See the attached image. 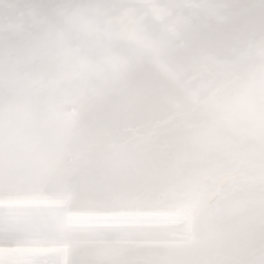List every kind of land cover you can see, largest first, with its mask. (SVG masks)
I'll return each mask as SVG.
<instances>
[{
  "label": "snow or ice",
  "instance_id": "snow-or-ice-1",
  "mask_svg": "<svg viewBox=\"0 0 264 264\" xmlns=\"http://www.w3.org/2000/svg\"><path fill=\"white\" fill-rule=\"evenodd\" d=\"M116 140L127 214L45 248L0 211V264H264V0H0V181Z\"/></svg>",
  "mask_w": 264,
  "mask_h": 264
},
{
  "label": "bare ground",
  "instance_id": "bare-ground-1",
  "mask_svg": "<svg viewBox=\"0 0 264 264\" xmlns=\"http://www.w3.org/2000/svg\"><path fill=\"white\" fill-rule=\"evenodd\" d=\"M78 139L79 135L74 137ZM142 160L139 145L116 140L105 148L88 150L78 162L66 158L60 172L22 174L7 183L0 181V211L16 212L32 239L45 248L72 241L91 243L98 222L129 210L107 209L90 197L127 181Z\"/></svg>",
  "mask_w": 264,
  "mask_h": 264
}]
</instances>
